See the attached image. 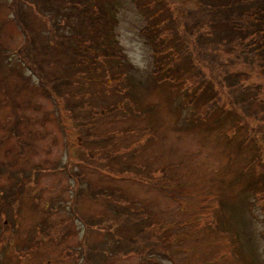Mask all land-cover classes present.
Wrapping results in <instances>:
<instances>
[{
	"label": "rangeland",
	"instance_id": "1",
	"mask_svg": "<svg viewBox=\"0 0 264 264\" xmlns=\"http://www.w3.org/2000/svg\"><path fill=\"white\" fill-rule=\"evenodd\" d=\"M90 1L115 14L113 39L126 54L104 60L97 78L68 69L78 59L55 44L57 34L77 48L73 34L86 39L93 17L63 0H0V264H264V76L245 67L249 91L235 98L246 105L261 89L258 102L239 107L247 125L225 111L238 110L227 97L212 113L204 99L179 109L189 82L156 81L143 29L159 18L157 37L171 32L176 44L186 31L197 39L198 26L186 22L196 1L176 0L177 16L166 0L159 15L139 0ZM234 33L224 27L206 38ZM23 42L47 83L77 75L58 94L48 90L20 59ZM213 52L209 43L199 56ZM118 74L122 90L104 82ZM117 103L123 107L99 115ZM83 236L90 251L79 257Z\"/></svg>",
	"mask_w": 264,
	"mask_h": 264
},
{
	"label": "trees",
	"instance_id": "2",
	"mask_svg": "<svg viewBox=\"0 0 264 264\" xmlns=\"http://www.w3.org/2000/svg\"><path fill=\"white\" fill-rule=\"evenodd\" d=\"M59 1L62 3V0ZM63 1L69 6L76 5L77 10L75 13H78L82 17H93L91 18L92 23H90L87 28L88 34L86 35V39H82L81 34H73L75 40H78L77 48L73 45H65L64 42L61 41L63 40L62 37L57 34L55 36V38L60 41L55 44L64 48L72 57L78 59V62L69 63L67 65L68 69L73 66H81V70L85 73L87 78H97L98 74L96 73L101 70V65L104 60L111 58L124 59V57H126V54L122 51L119 43L113 39L116 17L114 16L115 14L112 13V10L108 9L109 7L99 5L90 0ZM195 1L196 7H194V5H189V18L186 22L194 23V25L198 26L197 33L199 36L197 39H193L185 30L184 34H179V38L175 42L176 44L170 43L171 32L162 37H157L156 32L160 27L159 25L162 24V20L159 18H155L157 23L148 24L143 29L147 33L150 44L153 47L155 64L154 76L159 84L160 82L165 83L170 80L172 83L182 86L183 83L189 82L190 92L185 95L182 94L181 91L180 94L182 95L177 101L179 109L191 107L193 104L195 105L197 102L204 99L205 102L212 101L209 102V105L216 108L211 109L210 113H212L214 110L225 106L220 105L219 101L223 97H227L230 104L235 103L238 105V110L227 106L228 108L225 109V111L227 113H233V116H237V113H243L240 112L241 110H239V107L248 106L253 102H258L261 95V93L257 95V91H261V89H258L257 91L254 90L255 95L250 97V99H247L246 105L243 101H238L235 98L236 96H242L249 91V88H247L241 81L245 67H249L250 70L258 73L261 77L264 76V0ZM175 2L176 0H166L167 5L172 7L173 13L177 16ZM91 3H94L95 6L92 9H89L88 6ZM139 3H141L142 6L140 4H138V6L142 10H145V8H149L150 10L155 9V15H159L161 12L158 8V4L161 3V0L144 1L143 3L139 0ZM112 9L116 10L115 8ZM70 15L71 14L67 13L63 17L70 20ZM179 23L180 21L178 20L177 24ZM201 27H203V30ZM224 27H228L232 32H235L234 35H231L230 37H221L214 41H210L206 38V32L219 31ZM173 31H179L181 33L179 28ZM209 43L215 48V52L207 57H200L199 53L202 52L204 54L209 47ZM28 45L29 43L25 42L20 45V59H22L30 69L34 71L38 78H41V85L47 86L48 90L52 89L53 92L58 94L59 86L65 81H72L71 78L77 74L70 72L62 77H56L53 79V83H56L55 87H53V83H51L52 80H49V83H47L43 78L42 73L38 71V66L29 63L28 59L24 56L23 52ZM221 49L226 50V53L223 54L219 52ZM204 59H206V61ZM199 63H201V67H196L195 65ZM221 63L227 64L220 68ZM206 68L209 69L210 73L206 71ZM121 78L122 75L118 74L104 78V82L112 84L116 81L115 86H117L118 84H121V82L117 84L118 80ZM215 86H219V93H216ZM228 88L230 91H226ZM242 88H244V91H242ZM118 90H122V88H119ZM121 107H123L122 103L108 106L101 109L99 115L111 114ZM240 115L242 116V124L247 125L249 123L248 115ZM260 128L264 130V125L260 126ZM86 138H90V135H87ZM101 138L105 139L104 136H101ZM93 139L97 138L93 137L89 140L92 141ZM90 150L92 151V149ZM91 155L93 154L91 153ZM120 171L118 169L112 172L119 173ZM126 171H129V169L127 168ZM22 176L25 179L29 177V175ZM23 185L24 184H20V186H18V191L16 193L7 196L5 202L7 207L3 208V214L6 215V209L12 206L16 200H19ZM6 193L7 192H4V194ZM134 211L139 214V216L143 215L139 209ZM175 226H179V224ZM80 242L84 243L83 247L79 250H74V253L79 257L85 255L87 251H90L86 248V237L83 236ZM166 245L172 244L166 242ZM135 247L138 246L135 245ZM128 251H130V249ZM84 259L87 260V257H84Z\"/></svg>",
	"mask_w": 264,
	"mask_h": 264
},
{
	"label": "clouds",
	"instance_id": "3",
	"mask_svg": "<svg viewBox=\"0 0 264 264\" xmlns=\"http://www.w3.org/2000/svg\"><path fill=\"white\" fill-rule=\"evenodd\" d=\"M141 67H143V65H141Z\"/></svg>",
	"mask_w": 264,
	"mask_h": 264
}]
</instances>
